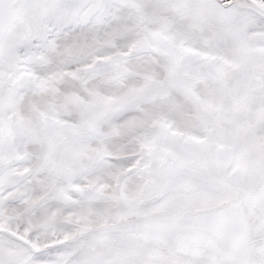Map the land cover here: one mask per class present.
I'll return each instance as SVG.
<instances>
[{"label": "snow or ice", "instance_id": "snow-or-ice-1", "mask_svg": "<svg viewBox=\"0 0 264 264\" xmlns=\"http://www.w3.org/2000/svg\"><path fill=\"white\" fill-rule=\"evenodd\" d=\"M0 264H264V0H0Z\"/></svg>", "mask_w": 264, "mask_h": 264}]
</instances>
